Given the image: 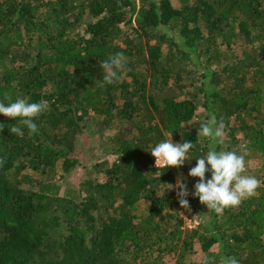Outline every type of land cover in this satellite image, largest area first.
I'll return each mask as SVG.
<instances>
[{
    "label": "trees",
    "instance_id": "1",
    "mask_svg": "<svg viewBox=\"0 0 264 264\" xmlns=\"http://www.w3.org/2000/svg\"><path fill=\"white\" fill-rule=\"evenodd\" d=\"M18 98L48 107L23 137L0 115V264H193L197 245L201 264H264V162L257 194L217 215L192 195L194 158L148 152L171 137L205 155L214 114L217 150L264 159V0H0V102Z\"/></svg>",
    "mask_w": 264,
    "mask_h": 264
},
{
    "label": "clouds",
    "instance_id": "2",
    "mask_svg": "<svg viewBox=\"0 0 264 264\" xmlns=\"http://www.w3.org/2000/svg\"><path fill=\"white\" fill-rule=\"evenodd\" d=\"M124 61L123 53H117L103 62L106 83H114L119 78L125 67ZM47 107V102L43 100L29 102L27 99L18 98L7 104L0 102V115L15 121L10 132L23 137L24 129H27L29 135L38 133L36 120L46 112ZM224 128V123L218 121L214 114L210 115L206 123L201 124L198 135L209 142L208 151L203 156L190 158L196 144L188 140L174 143L171 137L155 144L148 151L155 158L156 167L161 166L166 169L180 168L186 160L190 162L194 158L196 165L190 168L188 175L199 179L193 186L192 195L198 198L208 211L217 215L255 196L260 186V181L256 177L245 174L246 160L242 152L217 150V145L224 143ZM206 173H210V178L206 177ZM177 185L180 188L179 204L182 208L188 209L189 202L184 198L188 195V189L183 181H178ZM204 264H212V262L209 258H205ZM224 264H238V261L227 257Z\"/></svg>",
    "mask_w": 264,
    "mask_h": 264
},
{
    "label": "rangeland",
    "instance_id": "3",
    "mask_svg": "<svg viewBox=\"0 0 264 264\" xmlns=\"http://www.w3.org/2000/svg\"><path fill=\"white\" fill-rule=\"evenodd\" d=\"M96 142L98 143V141H96ZM94 147L99 148L97 145H94ZM87 152H88L87 150L77 151L74 153V156H79L80 158H84L83 159V162H84L88 156ZM100 153H101V151H100ZM244 153L247 155L249 154V156H250V158H248V159L245 157V160H246V171H245V173H246V175L250 176L253 173L255 174V172L257 171V168L260 169L262 163L264 162V159H262L260 156H255V155L250 154L249 151L248 152L244 151ZM82 167L76 168V170L71 175L67 176L65 181L67 183L73 185V184H76L78 181H81L82 179H84L87 176V174H86V170H84V168H82ZM92 178L101 182V183H105V181H106V178L103 175H99V176L92 175ZM191 191H193V189H191ZM147 205H148L147 202H143L141 209H143V208L145 209V207ZM181 215H182V213H181ZM185 221H186V226L189 228H194L199 224L197 217H194V218L185 217ZM203 256H204V253L201 251V247L199 245H197L194 248L193 253L187 257L186 262L187 263L192 262L193 264H201Z\"/></svg>",
    "mask_w": 264,
    "mask_h": 264
},
{
    "label": "built area",
    "instance_id": "4",
    "mask_svg": "<svg viewBox=\"0 0 264 264\" xmlns=\"http://www.w3.org/2000/svg\"><path fill=\"white\" fill-rule=\"evenodd\" d=\"M156 165V164H155ZM157 167H159V168H163V167H161V166H157Z\"/></svg>",
    "mask_w": 264,
    "mask_h": 264
}]
</instances>
